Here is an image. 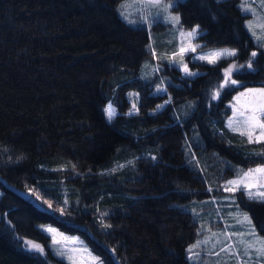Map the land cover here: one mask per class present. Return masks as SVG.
Wrapping results in <instances>:
<instances>
[{"label":"trees","instance_id":"16d2710c","mask_svg":"<svg viewBox=\"0 0 264 264\" xmlns=\"http://www.w3.org/2000/svg\"><path fill=\"white\" fill-rule=\"evenodd\" d=\"M123 1L0 0V264H65L40 229L47 224L82 237L104 264H190L199 223L183 206L235 177L213 167V155L264 166V143L225 126L235 93L264 87L263 51L253 71L232 76L237 87H222L231 58L188 57L195 78L163 62L161 77L144 81L149 33L120 18ZM239 4L185 0L174 11L200 27L206 49L237 50L248 63L259 48ZM162 78L165 94L156 92ZM238 200L264 237V201Z\"/></svg>","mask_w":264,"mask_h":264},{"label":"rangeland","instance_id":"374dc122","mask_svg":"<svg viewBox=\"0 0 264 264\" xmlns=\"http://www.w3.org/2000/svg\"><path fill=\"white\" fill-rule=\"evenodd\" d=\"M183 1L185 0H158V3H156L154 0H124L118 6V14L124 22L132 27L146 28L149 33V50L152 53V57L147 59L143 64L141 78L144 81H153L156 76H160L159 73L163 62L175 66L180 70L182 76L195 78L201 75V73L190 70L186 62L188 57L193 61L208 63L206 60L194 59V57L207 55L214 51L225 50L206 49L203 44L198 41L199 37L202 35L200 27L195 26L194 28H186L182 24L181 18L179 14L174 11V8ZM168 5L170 6L165 7ZM239 6L242 13L249 16V19H247L245 23V27L253 43L259 50L254 51L256 53L255 57L251 55L249 60V62H251V67H248L249 62L244 63L240 61V59H237V50H234L236 55L223 56L217 60L218 62L221 59H233L227 67L229 68L232 64L237 66L231 73V80H233L232 76L235 73L253 71L254 67L252 62L258 57L260 50L264 53V39H258L259 36L264 35V29L261 28V25L264 24V0H240ZM245 7L249 10L246 11ZM170 17H179V20L177 22L170 19ZM249 24L252 25L251 28ZM193 29L197 30V34L194 38L189 40L185 34ZM189 42L191 45L196 46V51L192 52L188 50L181 54L180 49L188 48ZM227 50L232 51L233 49ZM181 55L183 63L187 64L189 70L196 73V75L189 76L184 72L182 65L178 63V61L181 60ZM160 82L162 85L157 87L156 92L165 94L166 79L162 78ZM237 86V82L233 84L229 81L228 84H224L223 81L222 83L223 88H233ZM259 89H264V87H247L241 89L235 93L233 99L228 104L231 115L226 119V128L231 133L239 136L245 143L249 144L264 143V137H260L261 129L259 127L253 129L252 138L250 140L247 134L249 129L245 124V121L252 115L253 106L257 103V94L250 90ZM128 99L132 107L135 105V109L133 108L129 115L135 116L137 114L140 96L136 92H131L128 95ZM113 109L115 110L114 107ZM117 115V111L115 110V115L110 120L114 119ZM257 115L261 120H264V112H257ZM212 160V166L219 169L221 174L225 173V175L228 174L230 176V172H234L235 177H232L221 186L214 187L217 193L213 194L210 198L201 201L195 200L183 206L199 223V237L187 250L189 263L264 264V256L257 252V249L260 248L261 245L255 243L256 240L264 239V237L259 235L250 215L240 206L238 200V196L241 193H243L246 198H250L243 187L237 191L230 192L225 190L226 188L233 187V185L229 184V181L238 180L243 173L251 169L243 170L224 157L217 156L216 153L213 155ZM127 161L128 160H125L124 163ZM196 163L197 165H202L203 161L197 159ZM120 164L123 163H116L115 165ZM259 167L264 166H258L252 169ZM2 195L3 192L0 190V199ZM251 200L264 201L260 199ZM245 215L250 219V223L244 220ZM47 228H52L56 231L55 233H50L45 230ZM40 229L49 236V248L53 255L65 262V264H104L92 251L86 241L79 235L67 234L48 224L41 225ZM53 235H55L58 243L53 241ZM247 242L255 243V247L248 248ZM25 246L29 249L26 244Z\"/></svg>","mask_w":264,"mask_h":264},{"label":"snow or ice","instance_id":"6c2138e0","mask_svg":"<svg viewBox=\"0 0 264 264\" xmlns=\"http://www.w3.org/2000/svg\"><path fill=\"white\" fill-rule=\"evenodd\" d=\"M154 2L158 3V0H154ZM169 6L170 5L165 6V7H169ZM245 10L247 11L249 9L245 7ZM170 19L178 22L179 17H170ZM249 27L251 28L252 25L249 24ZM261 28L264 29V24L261 25ZM196 34H197V30L193 29L192 31L186 33L185 35L190 40L191 38H194ZM258 39H264V35L259 36ZM188 50L195 52L196 46L191 45L189 42V47L181 48L180 53L183 54L185 51H188ZM234 55H236L234 50L230 51V50L225 49L223 51H214V52H210L207 55H201L199 57H194V59L198 58L201 60H206L208 63H216L217 60L223 56H234ZM252 56L255 57L256 53L253 52ZM178 63L182 65V68L187 75L189 76L196 75V73H193L189 70L187 64L183 63L182 55H181V60L178 61ZM236 67L237 66L235 64H232L229 68L225 69L224 84H228L229 81L233 84L236 83V81L231 80V73ZM248 67H251V62H249ZM250 91H253L257 94L256 96L257 103L253 106L252 115L245 121V124L247 125L249 129L247 134L249 136V139L251 140L252 130L255 129L256 127H259L261 129L260 137H264V120H261L259 116L257 115V112H264V89L250 90ZM218 95H219L218 91L213 93V98H215ZM133 108L135 109V105H133ZM106 112H107L109 119H111L115 115V110L113 109L111 105H108ZM229 184L233 185V187L226 188L225 189L226 191H230V192L237 191L241 187H243L250 199L264 200V167L251 169L248 172L243 173V175L238 180L229 181ZM29 191L32 192L34 195H37L38 199L40 198L39 195L35 193L34 189H29ZM45 203H48V202L45 201ZM49 207L50 208L52 207L50 203H49ZM59 211L63 213L64 209L61 208L59 209ZM244 220L250 223V219L247 217V215L244 216ZM105 227H110V225H105ZM45 230L50 233H55L56 231L55 229H52V228H47ZM53 241L58 243V241H56L55 235H53ZM24 243L28 246L30 250L38 251L40 253H43L44 251L41 245L33 241H25ZM255 243H258L261 245V247L257 249V252L260 255L264 256V239H258L255 241ZM255 243L247 242L248 248L255 247ZM94 259H98V258H94Z\"/></svg>","mask_w":264,"mask_h":264}]
</instances>
